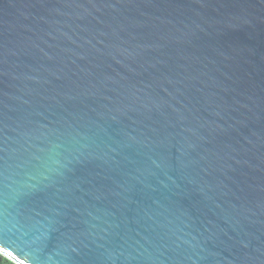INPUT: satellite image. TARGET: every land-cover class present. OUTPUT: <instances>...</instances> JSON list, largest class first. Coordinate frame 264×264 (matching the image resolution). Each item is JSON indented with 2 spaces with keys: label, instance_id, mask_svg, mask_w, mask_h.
<instances>
[{
  "label": "water",
  "instance_id": "1",
  "mask_svg": "<svg viewBox=\"0 0 264 264\" xmlns=\"http://www.w3.org/2000/svg\"><path fill=\"white\" fill-rule=\"evenodd\" d=\"M0 253L264 264V0H0Z\"/></svg>",
  "mask_w": 264,
  "mask_h": 264
},
{
  "label": "trees",
  "instance_id": "2",
  "mask_svg": "<svg viewBox=\"0 0 264 264\" xmlns=\"http://www.w3.org/2000/svg\"><path fill=\"white\" fill-rule=\"evenodd\" d=\"M0 264H17L11 259L7 258L3 254L0 253Z\"/></svg>",
  "mask_w": 264,
  "mask_h": 264
}]
</instances>
